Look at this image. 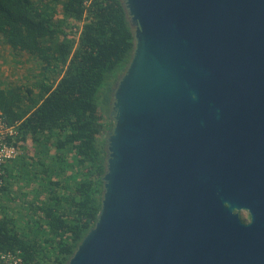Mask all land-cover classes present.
Masks as SVG:
<instances>
[{
  "label": "water",
  "instance_id": "1",
  "mask_svg": "<svg viewBox=\"0 0 264 264\" xmlns=\"http://www.w3.org/2000/svg\"><path fill=\"white\" fill-rule=\"evenodd\" d=\"M122 1L101 205L64 264H264V0Z\"/></svg>",
  "mask_w": 264,
  "mask_h": 264
},
{
  "label": "trees",
  "instance_id": "2",
  "mask_svg": "<svg viewBox=\"0 0 264 264\" xmlns=\"http://www.w3.org/2000/svg\"><path fill=\"white\" fill-rule=\"evenodd\" d=\"M0 41L34 57L42 74L37 94L26 87L32 96L0 83V118L19 122L21 150L6 166L0 199L16 197V166L33 184L22 226L0 207V250H20L31 264H64L101 205L111 92L131 58L133 26L122 0H0ZM28 141L36 156L24 154Z\"/></svg>",
  "mask_w": 264,
  "mask_h": 264
},
{
  "label": "rangeland",
  "instance_id": "3",
  "mask_svg": "<svg viewBox=\"0 0 264 264\" xmlns=\"http://www.w3.org/2000/svg\"><path fill=\"white\" fill-rule=\"evenodd\" d=\"M41 77L42 74L38 61L34 57H28L25 54L14 52L3 41H0V83L10 86L22 85L23 95L26 97L31 95V93L26 91V87L33 89L32 95L37 94L38 88L35 86V83L38 82ZM58 77L59 76H57V78ZM38 149L39 147L37 144L30 141L26 149L27 151H25L24 154L36 156L35 152H37ZM52 150L53 148L50 147L51 152H53ZM40 155H42V152ZM12 173L16 176L15 180L13 179L14 184L11 186L12 191H14L13 197L14 195L16 197L13 200V198L5 192L4 195L6 197L2 195L0 207L3 205V207L17 219L18 224L22 226L23 222L27 219V215H25V212H28L26 202L31 200L33 184L26 183V178H29L30 174L19 169L18 166L12 169Z\"/></svg>",
  "mask_w": 264,
  "mask_h": 264
},
{
  "label": "built area",
  "instance_id": "4",
  "mask_svg": "<svg viewBox=\"0 0 264 264\" xmlns=\"http://www.w3.org/2000/svg\"><path fill=\"white\" fill-rule=\"evenodd\" d=\"M18 124L19 122L9 124L0 118V189L6 183V166L12 164L21 154L18 147L20 140ZM0 264L31 263L24 259L20 250L2 249L0 250Z\"/></svg>",
  "mask_w": 264,
  "mask_h": 264
},
{
  "label": "flooded vegetation",
  "instance_id": "5",
  "mask_svg": "<svg viewBox=\"0 0 264 264\" xmlns=\"http://www.w3.org/2000/svg\"><path fill=\"white\" fill-rule=\"evenodd\" d=\"M239 215L243 222L247 223L249 221V214L246 210H241L239 212Z\"/></svg>",
  "mask_w": 264,
  "mask_h": 264
}]
</instances>
